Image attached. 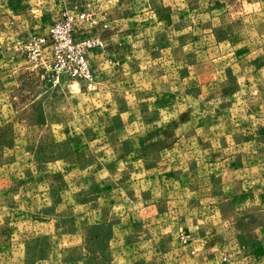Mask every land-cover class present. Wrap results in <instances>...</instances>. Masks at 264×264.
Returning <instances> with one entry per match:
<instances>
[{"label":"rangeland","instance_id":"374dc122","mask_svg":"<svg viewBox=\"0 0 264 264\" xmlns=\"http://www.w3.org/2000/svg\"><path fill=\"white\" fill-rule=\"evenodd\" d=\"M43 5L0 0V264H264V0ZM64 8L91 83L32 48Z\"/></svg>","mask_w":264,"mask_h":264},{"label":"built area","instance_id":"2783aa9c","mask_svg":"<svg viewBox=\"0 0 264 264\" xmlns=\"http://www.w3.org/2000/svg\"><path fill=\"white\" fill-rule=\"evenodd\" d=\"M94 24L91 15L83 10L64 8L60 16L52 21L46 35L33 41V50L43 59L44 67L58 82L62 77L84 82L93 80L90 56L104 46L103 39L96 35L76 37L78 22ZM186 242V238L182 237Z\"/></svg>","mask_w":264,"mask_h":264},{"label":"crops","instance_id":"0c3cea01","mask_svg":"<svg viewBox=\"0 0 264 264\" xmlns=\"http://www.w3.org/2000/svg\"><path fill=\"white\" fill-rule=\"evenodd\" d=\"M5 1H7V0H5ZM19 1H21V3L25 2V3H31V4H35V3L42 4V6L36 7L34 10L37 13L39 12L38 14L42 13V11H43L44 0H19ZM50 1H55V0H50ZM19 9H20L19 11L22 13H25V12H27V10H30L27 7H22ZM99 52H100V50H97L94 53H92L90 56V62L92 64V67L95 69H97L96 66L100 65L101 63H104V62H99L101 60L100 59L101 54H99ZM201 242H202L201 247H203L204 240L201 239ZM199 254H200V252L197 253V255H199ZM201 256H202V254H201Z\"/></svg>","mask_w":264,"mask_h":264}]
</instances>
